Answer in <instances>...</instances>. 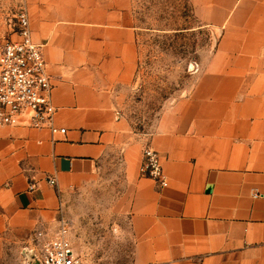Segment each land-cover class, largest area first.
Here are the masks:
<instances>
[{"label": "crops", "instance_id": "obj_1", "mask_svg": "<svg viewBox=\"0 0 264 264\" xmlns=\"http://www.w3.org/2000/svg\"><path fill=\"white\" fill-rule=\"evenodd\" d=\"M193 2L216 48L193 91L142 134L119 101L139 66L133 0H26L67 132L0 126V240L45 232L114 171L134 264H264V0ZM147 145L167 187L140 174Z\"/></svg>", "mask_w": 264, "mask_h": 264}, {"label": "rangeland", "instance_id": "obj_2", "mask_svg": "<svg viewBox=\"0 0 264 264\" xmlns=\"http://www.w3.org/2000/svg\"><path fill=\"white\" fill-rule=\"evenodd\" d=\"M193 0H133L139 35V66L119 92L123 116L142 134L156 130L172 106L199 81V64L214 53L219 35L203 22ZM26 0H0V55L16 38ZM198 64V65H197ZM73 194L52 234L67 222L76 253L88 264H134V237L126 195L115 172L104 173ZM40 233V232H39ZM37 230L11 231L0 240V264H42Z\"/></svg>", "mask_w": 264, "mask_h": 264}, {"label": "built area", "instance_id": "obj_3", "mask_svg": "<svg viewBox=\"0 0 264 264\" xmlns=\"http://www.w3.org/2000/svg\"><path fill=\"white\" fill-rule=\"evenodd\" d=\"M16 38L6 43L0 55V126L48 129L53 134H66L58 128V109L53 102L54 85L48 72L44 46L33 39L28 11L18 15ZM140 174L167 187V177L160 153L151 145L143 150ZM50 183L56 185L57 180ZM42 264H88L80 257L69 238L67 222L52 234L40 232Z\"/></svg>", "mask_w": 264, "mask_h": 264}]
</instances>
